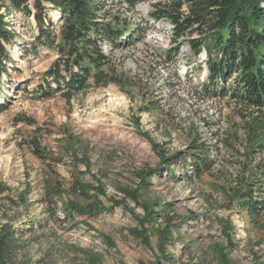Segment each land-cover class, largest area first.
Segmentation results:
<instances>
[{
    "label": "rangeland",
    "instance_id": "1",
    "mask_svg": "<svg viewBox=\"0 0 264 264\" xmlns=\"http://www.w3.org/2000/svg\"><path fill=\"white\" fill-rule=\"evenodd\" d=\"M154 3L143 0L132 10L106 0L105 10L113 9L108 20L114 15L126 20L134 36L120 47L101 43L110 59L103 68L106 80L98 83L93 75L83 92L47 99L36 93L58 58L56 45L37 43L34 16L0 10L16 33L6 44L12 63L0 83V227L43 221L46 228L27 238L30 255L42 258V264H74L75 255L94 256L100 264H224L222 254L228 264H264V213L252 220L235 197L242 175L250 179L264 164V151L246 154L249 122L234 103L198 93L196 86L208 74L205 51L194 57L186 43L178 56L167 57L171 25L153 20ZM51 15L58 33L59 13ZM194 138L210 148L214 167L196 178L179 166L173 177L162 171L150 179L142 199L168 204L147 226V247L130 233L139 227L132 214L112 200L123 202L124 190L139 185L138 172L158 166L154 144L175 152ZM77 180L101 184L107 197L99 199L108 210L54 223L44 199L57 201L61 217L68 201H94L73 191ZM126 200L143 214L132 199ZM168 229L172 237L161 244V232Z\"/></svg>",
    "mask_w": 264,
    "mask_h": 264
},
{
    "label": "trees",
    "instance_id": "2",
    "mask_svg": "<svg viewBox=\"0 0 264 264\" xmlns=\"http://www.w3.org/2000/svg\"><path fill=\"white\" fill-rule=\"evenodd\" d=\"M118 1L133 10L143 0ZM104 2L106 0H0V10L5 7L8 12L22 11L27 17L34 16L39 29L36 37L39 45H56L58 58L43 74V80L37 88V98L47 99L57 93L83 92L93 75L98 83L106 80L108 75L103 68L110 59L101 43L108 42L113 47L124 46L131 41L134 30L131 32L128 22L117 15L109 21L108 15L113 9L105 10ZM53 11L59 13L58 33L54 31ZM150 16L153 20H164L172 26V47L167 51L168 58L178 56L182 45L186 43L194 57H199L202 51L206 52L208 74L206 80L196 86L198 93L206 98L227 99L234 103L238 115L249 122L247 133L251 135L246 154L250 156L264 151V139H261L264 136L261 137L264 130V0H155ZM8 26L4 15L0 13V83L9 75V65L12 63L6 44L13 42L16 33L8 29ZM154 148L160 159L158 166L138 172L139 185L124 190L123 202L112 200L113 204L132 214L139 227L131 228L130 233L147 247L150 246L147 226L157 222L161 208H166L168 204L142 199L141 191L150 186V179L162 171L173 177L175 168L179 166L183 167L184 172L191 173L188 177L196 178L214 167L210 148L200 143L199 138H194L185 150L168 152L155 144ZM36 154L42 155L37 151ZM76 183L78 186L73 187V191L94 201L87 205L68 201L61 217L59 213L62 208L57 201L54 198L44 199L42 204L46 205L45 213L54 223H67L76 213L96 214L108 210L99 199L101 196L107 197L101 184H84L81 180ZM89 191L94 194L88 196ZM235 197L252 220L263 215L264 164L258 166L250 179L242 175ZM127 198L141 207L143 214H136L125 203ZM45 228L41 220L24 222L22 227L2 225L0 264H42V258L34 260L30 255V237ZM171 233L169 229L166 233L162 230L161 244L172 237ZM221 257L223 263L228 264L226 255L222 254ZM72 263L100 264L96 257L89 255L84 258L75 255Z\"/></svg>",
    "mask_w": 264,
    "mask_h": 264
},
{
    "label": "bare ground",
    "instance_id": "3",
    "mask_svg": "<svg viewBox=\"0 0 264 264\" xmlns=\"http://www.w3.org/2000/svg\"><path fill=\"white\" fill-rule=\"evenodd\" d=\"M171 28H172V26H171Z\"/></svg>",
    "mask_w": 264,
    "mask_h": 264
}]
</instances>
